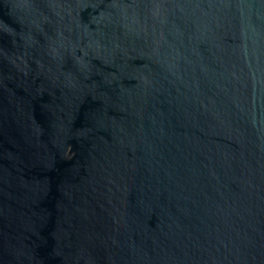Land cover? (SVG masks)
<instances>
[{
  "label": "water",
  "instance_id": "obj_1",
  "mask_svg": "<svg viewBox=\"0 0 264 264\" xmlns=\"http://www.w3.org/2000/svg\"><path fill=\"white\" fill-rule=\"evenodd\" d=\"M0 264H264V0H0Z\"/></svg>",
  "mask_w": 264,
  "mask_h": 264
}]
</instances>
